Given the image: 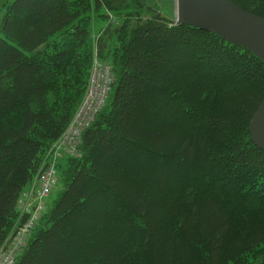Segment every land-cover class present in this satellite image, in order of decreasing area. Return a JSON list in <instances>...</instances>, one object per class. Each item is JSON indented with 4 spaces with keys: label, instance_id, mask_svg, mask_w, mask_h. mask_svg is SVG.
Listing matches in <instances>:
<instances>
[{
    "label": "trees",
    "instance_id": "16d2710c",
    "mask_svg": "<svg viewBox=\"0 0 264 264\" xmlns=\"http://www.w3.org/2000/svg\"><path fill=\"white\" fill-rule=\"evenodd\" d=\"M231 1L264 16V0ZM91 59L109 98L54 160L61 188L11 264H264V152L249 129L264 62L152 0H0V245Z\"/></svg>",
    "mask_w": 264,
    "mask_h": 264
},
{
    "label": "rangeland",
    "instance_id": "374dc122",
    "mask_svg": "<svg viewBox=\"0 0 264 264\" xmlns=\"http://www.w3.org/2000/svg\"><path fill=\"white\" fill-rule=\"evenodd\" d=\"M152 3L154 9H158L161 13L170 17L174 22V20L176 19V0H152ZM104 23V20L96 21L94 30L98 32ZM96 65V60L91 59L87 86L83 92L82 98L77 108L75 109L72 117L70 118L69 123L67 124L65 129L60 133V135L55 138L46 148L41 161L36 164L31 174H29L27 182L23 184L22 188H24V190L21 188L20 194L23 190V192L25 193V198L23 201H20V195L18 197L17 204H20V207L19 209L16 208V211H18V213H15L16 215H13L14 219L13 223H11L12 227L15 226L16 219L18 221V217L23 214V211L27 207L35 210L36 207H40L42 204L43 210L45 212V210H47V208L51 206L53 199L55 198L58 190L61 188L60 186H57L58 175L56 176L55 174L54 184L51 189H49L51 183L50 178L52 174L57 171V167H55L54 165V160L57 163H60L64 157L68 156L71 149L69 148V146H67V144H69V142L72 143L73 140L77 139L79 134L82 132V130L79 131L83 127L82 123L87 122L85 121V117L90 116V112L94 110L96 89L101 88V82L98 80L99 73L98 69H96ZM72 92L73 91L71 90H61L60 95L62 97L67 96L68 99L71 97L70 94H72ZM108 98L109 94H107L104 101L107 102ZM55 104L57 105L56 115H58L61 112V106L63 105L61 97L55 102ZM77 143L78 142H75L74 144ZM51 159L53 161H51ZM48 189L49 191H47ZM27 202L29 203L26 204ZM39 210L40 208L36 210V215H38ZM34 215L35 214L26 215L21 225H18L19 223H17L18 229L20 226H23L20 232V236L18 239L19 242L17 245L15 242L16 240L13 241V239L11 238L8 239L9 234L5 235V244L3 243V245L1 246V250L2 252H5L7 250V258L14 254V252H19L26 246L24 240H22L21 243L20 238L21 235L27 236V234H29V226L31 225L29 220L31 219V217L34 218ZM5 259H3L2 261L0 260V264H4Z\"/></svg>",
    "mask_w": 264,
    "mask_h": 264
},
{
    "label": "water",
    "instance_id": "95a60500",
    "mask_svg": "<svg viewBox=\"0 0 264 264\" xmlns=\"http://www.w3.org/2000/svg\"><path fill=\"white\" fill-rule=\"evenodd\" d=\"M176 24H188L239 45L264 62V16L246 11L231 0H176ZM250 137L264 152V100L250 120Z\"/></svg>",
    "mask_w": 264,
    "mask_h": 264
},
{
    "label": "built area",
    "instance_id": "2783aa9c",
    "mask_svg": "<svg viewBox=\"0 0 264 264\" xmlns=\"http://www.w3.org/2000/svg\"><path fill=\"white\" fill-rule=\"evenodd\" d=\"M96 69H98V73H99V77H98V80L101 82V88H97L96 89V93H95V105H94V110L92 111V112H90V116H88V117H85V121H87V122H84V123H82V125H83V127H86L87 126V124L89 123V120H90V118L94 115V113H95V111L99 108V107H101L103 104H104V100H105V97L107 96V94L109 93V87H110V83H111V75H107V70L105 69V70H102V68H100V67H96ZM96 96H98V97H96ZM86 107V106H85ZM82 127V128H83ZM82 128L79 130V131H81L82 130ZM78 138V137H77ZM75 142H77V139L76 140H73L72 141V143L71 142H69V144H67V146H69V148L71 149V151H73L74 150V148H75V146H76V144H74ZM70 151V152H71ZM72 153V152H71ZM55 174H56V171L52 174V176H51V183H50V187H49V189H51V187L53 186V184H54V181H55ZM49 189L47 190V191H49ZM46 194V193H45ZM29 202H27L26 204H28ZM40 208V210L41 209H43V205L41 204V206L40 207H36L35 208V210H33V209H31V208H26L24 211H23V214H27V215H33V214H35L34 215V218H32L31 217V219L29 220L30 221V223L32 224L33 222H36L37 220H38V218L40 217V216H38V215H36V210L37 209H39ZM39 210V211H40ZM22 228H23V226H20L19 227V229L18 230H14V231H12V232H10L9 233V238L8 239H13V241H15L16 242V245L18 244V239H19V236H20V232H21V230H22ZM21 239V238H20ZM7 250L5 251V252H1L0 253V260L2 261L3 259H5V258H7ZM13 255V254H12ZM11 255V256H12ZM14 260V259H13ZM13 260H11V261H9L7 264H11L12 263V261Z\"/></svg>",
    "mask_w": 264,
    "mask_h": 264
},
{
    "label": "bare ground",
    "instance_id": "6f19581e",
    "mask_svg": "<svg viewBox=\"0 0 264 264\" xmlns=\"http://www.w3.org/2000/svg\"><path fill=\"white\" fill-rule=\"evenodd\" d=\"M108 94H110V89H109V93H108ZM23 190H24V188H23ZM23 190H22V192H23ZM22 192H21V194H20V201H23L24 198H25V193H24V192L22 193ZM19 207H20V204H17L16 208L19 209ZM16 213H18V211H16ZM43 213H44V210L41 209V210L38 212V216H41ZM15 215H16V214H15ZM26 215H27V214H22L21 216H19V217H18V221H17V219L15 218V219H16L15 226L12 227V225H11L10 228H9V230H8V232L6 233V235L9 234L10 232L14 231V230H18V229H17V226L22 224V222H23V220L25 219ZM15 217H16V216H15ZM14 221H15V220H14ZM12 223H13V221H12ZM17 223H19V224L17 225ZM35 224H37V222H33V223L29 226L30 231H29V234H27V236L21 235V243H22V240H24L25 244L27 243V240H28L29 236L31 235L32 229H33V227H34ZM4 240H5V238H4ZM4 240H3L2 244L0 245V253L2 252V250H1L2 247H1V246H2L3 243L5 242ZM4 244H5V243H4ZM21 250H22V249H21ZM21 250H20L19 252H14V254H13L12 256L6 258V259L4 260V264H7L9 261L13 260V259H14V258H15V257L21 252Z\"/></svg>",
    "mask_w": 264,
    "mask_h": 264
}]
</instances>
